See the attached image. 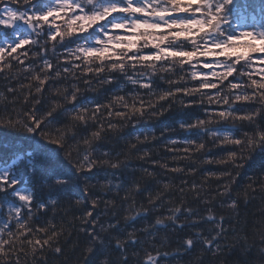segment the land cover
Wrapping results in <instances>:
<instances>
[{
	"label": "snow or ice",
	"instance_id": "6c2138e0",
	"mask_svg": "<svg viewBox=\"0 0 264 264\" xmlns=\"http://www.w3.org/2000/svg\"><path fill=\"white\" fill-rule=\"evenodd\" d=\"M0 264H264V0H0Z\"/></svg>",
	"mask_w": 264,
	"mask_h": 264
},
{
	"label": "trees",
	"instance_id": "16d2710c",
	"mask_svg": "<svg viewBox=\"0 0 264 264\" xmlns=\"http://www.w3.org/2000/svg\"><path fill=\"white\" fill-rule=\"evenodd\" d=\"M151 126H153L152 123L148 122L145 124L138 125L137 128H146V127H151ZM37 139H39V138L37 137ZM60 158L63 159L62 155ZM258 160H259V156H257V158L255 160L249 161V163L242 170L241 177H240L241 183H244L245 182L244 178L253 172ZM257 205H258V202L254 203V204H249L246 206L241 205V217L242 218L245 216L247 217L248 222H249V226H251V222L254 218H256V219L259 218V211H258ZM233 223H235V221H233Z\"/></svg>",
	"mask_w": 264,
	"mask_h": 264
},
{
	"label": "rangeland",
	"instance_id": "374dc122",
	"mask_svg": "<svg viewBox=\"0 0 264 264\" xmlns=\"http://www.w3.org/2000/svg\"><path fill=\"white\" fill-rule=\"evenodd\" d=\"M250 22H251V21H250ZM250 22H249V23H250Z\"/></svg>",
	"mask_w": 264,
	"mask_h": 264
}]
</instances>
